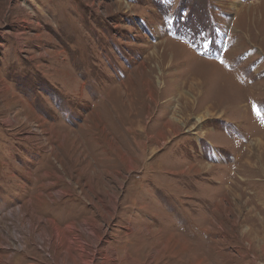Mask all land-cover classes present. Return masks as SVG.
<instances>
[{"label":"rangeland","instance_id":"obj_1","mask_svg":"<svg viewBox=\"0 0 264 264\" xmlns=\"http://www.w3.org/2000/svg\"><path fill=\"white\" fill-rule=\"evenodd\" d=\"M80 224L114 264H264V0H0V258L83 264Z\"/></svg>","mask_w":264,"mask_h":264},{"label":"bare ground","instance_id":"obj_2","mask_svg":"<svg viewBox=\"0 0 264 264\" xmlns=\"http://www.w3.org/2000/svg\"><path fill=\"white\" fill-rule=\"evenodd\" d=\"M84 127V126H83ZM86 128V127H85ZM92 185V184H91ZM93 186V185H92ZM56 194H57V196H60V195H62L63 193L60 191V192H56ZM73 197H75V196H73ZM60 200V199H59ZM73 201H75V200H73ZM102 203V202H101ZM106 206V205H105ZM111 206V205H110ZM74 208H76V206L74 205V206H72L70 209H69V211L71 212ZM103 208H104V206H103ZM77 211V210H76ZM75 211V212H76ZM12 212L13 211H10L8 214H10V215H12ZM18 212H20V209H18ZM51 212V211H50ZM105 212H106V216H109V217H112L113 215H114V213H115V206L113 205V206H111L110 207V209H105ZM78 214V213H77ZM71 214H69V216H70ZM73 216V215H72ZM90 217V216H89ZM66 218V217H65ZM71 218V217H70ZM69 218V219H70ZM27 219V218H26ZM69 219H68V221H69ZM74 219V218H73ZM84 219V218H83ZM16 220V219H15ZM19 220V219H18ZM42 222L44 223V224H48V223H50L51 225H53L54 226V228L52 229V237L53 238H55V239H58L59 238V236L61 235L60 233H62V235H64V234H66L67 232H74L75 230H76V227H75V224H69V225H66V226H64L63 227V229H59V227L61 226H59V227H56L55 225H54V222H52L51 220H42ZM17 223V222H16ZM63 223V222H62ZM65 223V222H64ZM63 223V224H64ZM76 223V222H75ZM79 223V222H78ZM26 224L28 225V227L29 228H33V230L35 229V227H33V225H31V223H30V221L29 220H27L26 221ZM63 224H62V226H63ZM14 225V224H13ZM103 225V224H102ZM101 225V226H102ZM19 226V227H18ZM18 226H16L15 225V227H14V235H15V237H16V240H21L22 239V236H21V233H20V230H25V227L21 224V225H18ZM80 226H81V230L80 231H82V232H84V233H87L89 236H90V239H91V243H92V245H93V254L90 256V258L87 260L86 259V261L84 260V261H82L83 262V264H95V258L97 257V255H99V256H103V261L104 262H106L107 264H114L113 263V261H114V258H113V256L112 255H108L107 253L106 254H104V252L106 251V250H108V248L105 246V244H108V243H110V241L112 240V238H111V234H109L107 231H103L102 230V228L100 227V225L98 224H93V225H85V224H80ZM48 228V227H47ZM46 228V229H47ZM50 228V227H49ZM61 228V227H60ZM80 229V228H79ZM29 230V229H28ZM49 230V229H48ZM47 231V230H46ZM51 231V230H50ZM78 231V230H77ZM30 232V231H29ZM7 233V232H6ZM33 233V232H32ZM50 233V232H49ZM105 235L107 238H106V240L105 241H103L102 240V235ZM70 235V234H69ZM37 236H38V238L41 240V241H44V240H46L47 241V246L49 245V243L51 242V239L52 238H50V239H48L47 237H48V235L44 232V229H42L40 232H38V234H37ZM51 236V235H50ZM82 236V235H81ZM4 237H6L5 236V234H4ZM7 238V237H6ZM67 238V241H68V244L69 245H71L72 246V244H73V241L75 240V241H81L80 239H79V237L78 236H76V235H74L73 234V236H69V237H66ZM8 239H9V236H8ZM0 245H2V244H0ZM8 245V244H7ZM59 245V244H58ZM4 247H5V245H4ZM6 247H9V246H6ZM23 247V246H22ZM49 247V246H48ZM18 248L20 249L21 248V245H18ZM69 248V247H68ZM67 248V249H68ZM125 248V247H124ZM48 249V248H47ZM45 251V250H44ZM66 254H64V256H65ZM151 256V255H150ZM207 257V256H206ZM11 257H8V255L5 257V260H2V258H0V264L3 262L4 264H11V259H10ZM78 258H80L81 259V255H79L78 256ZM148 258V257H147ZM9 260H10V262H9ZM62 261V260H61ZM101 261V260H100ZM130 259H128L127 260V264H130Z\"/></svg>","mask_w":264,"mask_h":264}]
</instances>
